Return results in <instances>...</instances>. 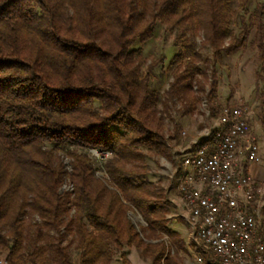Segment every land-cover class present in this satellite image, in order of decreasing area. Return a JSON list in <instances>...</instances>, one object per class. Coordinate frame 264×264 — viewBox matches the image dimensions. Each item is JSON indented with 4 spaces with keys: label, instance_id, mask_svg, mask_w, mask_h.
Returning <instances> with one entry per match:
<instances>
[{
    "label": "trees",
    "instance_id": "1",
    "mask_svg": "<svg viewBox=\"0 0 264 264\" xmlns=\"http://www.w3.org/2000/svg\"><path fill=\"white\" fill-rule=\"evenodd\" d=\"M254 1L0 0V263L73 264L63 244L70 234L79 264H111L113 250L131 264L130 248L151 264H175L170 252L187 253L143 154H168L150 85L162 58L143 74L137 46L158 24L173 36L168 98H182L186 111L197 104L194 87L210 103L216 96L215 72L198 66V37L219 64L248 52L263 107L264 3L251 8ZM92 151L109 154L104 178L95 175ZM132 210L146 237L130 221Z\"/></svg>",
    "mask_w": 264,
    "mask_h": 264
},
{
    "label": "built area",
    "instance_id": "2",
    "mask_svg": "<svg viewBox=\"0 0 264 264\" xmlns=\"http://www.w3.org/2000/svg\"><path fill=\"white\" fill-rule=\"evenodd\" d=\"M253 118L246 104L223 107L215 135L195 141L180 158L176 189L195 264H264V185L250 172L260 159V144L249 132Z\"/></svg>",
    "mask_w": 264,
    "mask_h": 264
},
{
    "label": "rangeland",
    "instance_id": "3",
    "mask_svg": "<svg viewBox=\"0 0 264 264\" xmlns=\"http://www.w3.org/2000/svg\"><path fill=\"white\" fill-rule=\"evenodd\" d=\"M257 2L264 3V0H255L251 8ZM172 40L173 36L166 33L164 27L158 24L154 37L145 44L137 46L141 48V54L145 60L143 74L147 73V66L151 61L162 58V63L150 73V85L158 94L159 103L157 110L162 117V129L168 144V154L166 156L150 151H145L143 154L149 179L157 184L158 188L164 190V199L169 202L168 213L166 214L168 227L178 233L187 250V253L180 252L177 256L170 252V258L174 259L175 264H195L194 256L197 254L186 241L187 224L176 189V178L178 177L176 170L180 158L191 150L190 148L193 147L195 141H199L208 133L215 131L217 118L223 107H231L236 103H243L253 108L254 118L250 123L249 132L256 135L260 144L259 160L262 164L256 175L252 174V176L257 184L264 185V125L261 124L259 119V115L264 117V106L260 107L259 101L255 98L254 72L257 69V64L254 62L253 57L248 52H245L243 55L237 54L232 57H224L223 63L219 64L213 60L211 49L200 46L201 37L196 39L202 56L198 66L201 70L206 71L208 75L211 74V71L216 74L217 88L214 101L210 103L206 93L197 91L195 87L194 94L197 104L193 110L186 111L184 108L185 102L179 96L169 99L168 90L172 82V76L170 71H166V68L177 51L172 46ZM208 86L207 84L206 91ZM213 109L214 113L212 112ZM91 154L94 156V153L91 152ZM93 159L96 170L95 175L99 178H104L105 174L102 170L103 158L100 159L94 156ZM61 160L65 169L69 171L68 158L61 154ZM70 187V184L66 182L62 190L67 191ZM263 209L262 214L264 216ZM128 215L136 231L141 236L146 237V233L142 229L145 228L146 224L141 216L135 210L129 212ZM161 240L169 245V240L166 237ZM145 241L148 242L149 240L146 239ZM68 243V252L72 263L79 264V255L75 249L76 242L72 234L64 238L63 244ZM126 252L131 264H151L150 260L135 248H130ZM204 257L209 259L210 255L204 254ZM111 264H121L119 252L116 250H113Z\"/></svg>",
    "mask_w": 264,
    "mask_h": 264
},
{
    "label": "crops",
    "instance_id": "4",
    "mask_svg": "<svg viewBox=\"0 0 264 264\" xmlns=\"http://www.w3.org/2000/svg\"><path fill=\"white\" fill-rule=\"evenodd\" d=\"M261 164H262V162L260 160L258 162H256V163L252 164L250 166L251 174L256 175V172L258 171V169H259Z\"/></svg>",
    "mask_w": 264,
    "mask_h": 264
}]
</instances>
